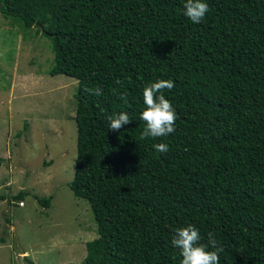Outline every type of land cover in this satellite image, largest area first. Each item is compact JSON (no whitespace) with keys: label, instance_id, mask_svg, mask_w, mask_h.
I'll return each mask as SVG.
<instances>
[{"label":"trees","instance_id":"16d2710c","mask_svg":"<svg viewBox=\"0 0 264 264\" xmlns=\"http://www.w3.org/2000/svg\"><path fill=\"white\" fill-rule=\"evenodd\" d=\"M205 2L197 24L185 0H0L51 40V74L78 80L70 188L97 225L87 264H181L171 241L189 224L202 243L214 233L219 264H264V0ZM159 79L174 81L175 131L141 139L143 90ZM119 112L131 122L111 131Z\"/></svg>","mask_w":264,"mask_h":264},{"label":"rangeland","instance_id":"374dc122","mask_svg":"<svg viewBox=\"0 0 264 264\" xmlns=\"http://www.w3.org/2000/svg\"><path fill=\"white\" fill-rule=\"evenodd\" d=\"M55 57L40 27L0 14V264H87L98 236L90 203L70 188L78 80L51 74Z\"/></svg>","mask_w":264,"mask_h":264},{"label":"clouds","instance_id":"9594fccd","mask_svg":"<svg viewBox=\"0 0 264 264\" xmlns=\"http://www.w3.org/2000/svg\"><path fill=\"white\" fill-rule=\"evenodd\" d=\"M209 12V5L205 0H185L184 15L193 23H200ZM117 84L123 82L117 79ZM174 81L171 79H159L144 87L143 102L145 108L140 119L145 122V128L141 139L165 137L175 131L176 111L169 99L164 95L165 90H172ZM94 96H100L103 89L100 87L86 89ZM120 98L127 102V94L120 93ZM108 129L119 131L131 122L126 112L114 113L108 117ZM157 152H167L169 145L157 143L154 145ZM199 229L192 224L177 228L172 238V245L180 250L181 264H219L220 252L223 248L219 246L214 233H208L206 243H202Z\"/></svg>","mask_w":264,"mask_h":264},{"label":"built area","instance_id":"2783aa9c","mask_svg":"<svg viewBox=\"0 0 264 264\" xmlns=\"http://www.w3.org/2000/svg\"><path fill=\"white\" fill-rule=\"evenodd\" d=\"M22 203V202H21Z\"/></svg>","mask_w":264,"mask_h":264}]
</instances>
